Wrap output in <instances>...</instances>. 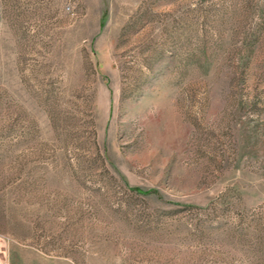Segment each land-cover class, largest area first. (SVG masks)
<instances>
[{
  "label": "rangeland",
  "instance_id": "obj_1",
  "mask_svg": "<svg viewBox=\"0 0 264 264\" xmlns=\"http://www.w3.org/2000/svg\"><path fill=\"white\" fill-rule=\"evenodd\" d=\"M0 257L264 264V0H0Z\"/></svg>",
  "mask_w": 264,
  "mask_h": 264
},
{
  "label": "built area",
  "instance_id": "obj_2",
  "mask_svg": "<svg viewBox=\"0 0 264 264\" xmlns=\"http://www.w3.org/2000/svg\"><path fill=\"white\" fill-rule=\"evenodd\" d=\"M0 239H1V236H0ZM6 241H7V239L4 238L3 242L0 243V247H6ZM0 264H10V261H9V259L7 257L6 252L4 253L3 256L0 257Z\"/></svg>",
  "mask_w": 264,
  "mask_h": 264
}]
</instances>
